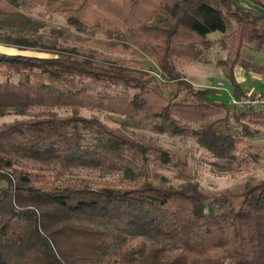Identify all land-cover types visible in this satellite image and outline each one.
Returning <instances> with one entry per match:
<instances>
[{
  "label": "trees",
  "instance_id": "obj_1",
  "mask_svg": "<svg viewBox=\"0 0 264 264\" xmlns=\"http://www.w3.org/2000/svg\"><path fill=\"white\" fill-rule=\"evenodd\" d=\"M22 1L106 38L48 42L0 0V45L52 56L0 62V119L20 118L0 124V264H264V180L207 194L153 136L193 141L223 175L256 162L244 138L264 112L233 111L172 61L201 62L216 42L238 97L243 50L264 56V15L238 0ZM136 47L152 70L122 56Z\"/></svg>",
  "mask_w": 264,
  "mask_h": 264
},
{
  "label": "rangeland",
  "instance_id": "obj_2",
  "mask_svg": "<svg viewBox=\"0 0 264 264\" xmlns=\"http://www.w3.org/2000/svg\"><path fill=\"white\" fill-rule=\"evenodd\" d=\"M7 3L15 7L31 17L34 20L44 25V29L41 33V37L46 38L48 42H56L60 44L73 45L77 39L83 41L91 40L92 38H106L104 34L89 35L87 32L79 31L68 25L65 16H60L54 12L53 7L48 9L40 8L32 4H28L22 0H5ZM238 4L244 10L253 12L256 10L259 15L264 14V9L252 4L247 0H238ZM220 34L212 33L209 35L211 42H215L219 38ZM44 41V40H43ZM46 41V40H45ZM250 43V42H248ZM247 43V44H248ZM137 48V49H136ZM135 49L139 51V55L132 51V53L123 54L125 58L139 63V68L144 66L147 69H153V60L140 48ZM249 44L243 50V60L251 65V69H243L237 67L236 81L241 85L244 92H260L264 93V56L259 53H255L249 50ZM137 51V52H138ZM253 52V53H252ZM0 55L11 57L16 55L38 58H51V55L41 54L32 51L18 52L13 49H7L0 45ZM227 57V52L223 51L216 42L212 47L205 52L201 62L188 63L179 59H174L172 63L175 65L177 71L184 77V79L190 82L196 88H208L212 89L216 84L221 83L224 88L229 89V82L222 75L218 63L224 61ZM254 60V61H253ZM156 68V66H155ZM1 71V69H0ZM257 73H255V72ZM153 72V71H152ZM261 76V77H260ZM260 77V78H259ZM80 83L76 85L79 86ZM82 84H89L81 82ZM90 88L96 92L104 94H111L115 90L99 85H90ZM225 102V101H223ZM226 103V102H225ZM89 116V115H88ZM14 119H20L19 117H5L0 119V124L8 123ZM109 125H114L113 122L107 121ZM248 127L252 130L253 135L250 138H244L245 146L249 150L250 154L255 155V163H250L243 169V171L235 176H228L220 174L211 165L213 162L209 158L207 153L198 147L191 140L176 139L167 136H158L153 134L154 138L163 148H168L175 152L179 158L186 162L188 165L189 173L195 179L199 188L210 195H220L227 190H233L241 186L245 182L253 180H264V126L261 122L248 124ZM172 176L173 175H169ZM102 181H111L109 176L104 177Z\"/></svg>",
  "mask_w": 264,
  "mask_h": 264
},
{
  "label": "built area",
  "instance_id": "obj_3",
  "mask_svg": "<svg viewBox=\"0 0 264 264\" xmlns=\"http://www.w3.org/2000/svg\"><path fill=\"white\" fill-rule=\"evenodd\" d=\"M212 89L216 91L217 96L225 94L227 104L235 112H244L248 110L264 112V93L248 91L235 97L231 91L224 88L221 83L216 84Z\"/></svg>",
  "mask_w": 264,
  "mask_h": 264
},
{
  "label": "water",
  "instance_id": "obj_4",
  "mask_svg": "<svg viewBox=\"0 0 264 264\" xmlns=\"http://www.w3.org/2000/svg\"><path fill=\"white\" fill-rule=\"evenodd\" d=\"M2 61H12V59L10 57L0 55V62H2Z\"/></svg>",
  "mask_w": 264,
  "mask_h": 264
},
{
  "label": "crops",
  "instance_id": "obj_5",
  "mask_svg": "<svg viewBox=\"0 0 264 264\" xmlns=\"http://www.w3.org/2000/svg\"><path fill=\"white\" fill-rule=\"evenodd\" d=\"M253 12H254V13H259V12H257L256 10H253ZM256 15H257V14H256ZM259 15H264V14H261V13H260ZM260 77H261V76H260ZM260 77H259V78H260ZM235 78H236V72H235Z\"/></svg>",
  "mask_w": 264,
  "mask_h": 264
}]
</instances>
